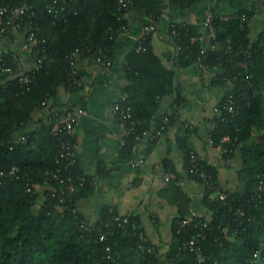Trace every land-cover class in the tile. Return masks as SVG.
<instances>
[{
  "label": "trees",
  "instance_id": "trees-1",
  "mask_svg": "<svg viewBox=\"0 0 264 264\" xmlns=\"http://www.w3.org/2000/svg\"><path fill=\"white\" fill-rule=\"evenodd\" d=\"M25 1L37 7L49 3V0H0V6H15ZM170 1L186 7L197 0ZM117 7V0H74L65 19L54 18L52 13L44 11L39 16L38 35L46 39V58L33 71L31 84L20 90L15 78L4 82L0 79V170L6 173L16 167L14 174L0 178V264H264V189L263 195L257 196L258 174L264 173V30L251 35L248 20L252 14L247 10L237 11L226 19L216 15L214 26L222 45L209 48L205 60L209 66L223 70L212 83L229 82V90L237 101V112L231 116L222 114L228 121L219 119L216 138L228 134L235 140L234 150L225 156L239 155L242 164L238 175L245 181V188L242 193L223 190L217 182V170L207 166L214 188L205 185L202 202L210 210L215 226L198 242L202 250L200 260L194 251L179 252L183 242L195 235L192 227L177 232L173 224L169 247L159 256L141 253L136 236L123 227L105 228L109 231L108 238L100 241L99 230L104 229L111 215L110 206H104L98 219L91 222L76 204L79 198L93 193L91 176L83 173L77 162L73 164L71 173L85 175L86 181L83 186L66 192L62 202L58 193L64 188L55 182L50 185L43 182L46 171L66 163L56 159L58 142L50 134L49 123L24 132L25 142L13 141L12 133L30 120L35 109L46 105L62 84L70 90L80 86L72 84L67 76L70 65L66 57L75 47L100 44L106 53V64L111 60L117 38H110L109 30L121 24L128 26L126 18H118ZM129 9H135L144 26L152 29L161 14L156 0H130ZM188 28V31L183 28L180 38L174 40L175 49L180 47L178 64L182 66L195 63L204 46L196 29L192 25ZM191 35H196L197 40L191 41ZM150 36L144 51L134 48L126 56L130 81L124 92L136 121L135 133L121 146V154L126 156L133 152L142 131L150 127L159 98L176 95L174 107L182 100L174 82V71L153 51ZM181 142L183 148H192L185 140ZM28 178L37 189L33 194L24 189ZM178 180L181 178L177 174V179L169 181L162 193L178 207L177 217L181 218L189 212L190 198ZM216 189L227 196L210 198L209 194ZM131 217L139 223L137 217ZM81 220L90 223L83 236L77 223ZM218 224L227 228V235L216 227ZM235 227L239 231L235 232ZM107 244L111 246L110 256L105 251Z\"/></svg>",
  "mask_w": 264,
  "mask_h": 264
},
{
  "label": "crops",
  "instance_id": "crops-1",
  "mask_svg": "<svg viewBox=\"0 0 264 264\" xmlns=\"http://www.w3.org/2000/svg\"><path fill=\"white\" fill-rule=\"evenodd\" d=\"M156 1L161 14L153 24L150 45L162 63L173 69L174 82L182 96L175 107L176 95L159 98L150 126L156 125L159 114L173 112L171 124L162 135L141 137L130 155L121 154L119 141L124 135L123 127L117 122L112 105L120 95L126 94L124 88L130 81L126 56L134 49L145 29L135 9L125 12L129 29L117 37L111 60L101 64L93 55L77 56L75 64L80 86L70 90L62 84L58 93L49 98L46 105L35 109L30 120L17 133L22 134L46 123L53 107H84L87 113L75 128L79 141L76 157L79 169L91 176L94 190L91 195L77 200V209L91 222L98 219L104 206L137 217L150 242L164 253L169 247L174 220L178 216V207L162 193L168 184L164 179L166 170L172 168L180 176V185L190 198L189 211L206 218H211V212L202 202L205 185L186 171L189 151L197 152L207 166L217 170V182L223 190L238 191L242 182L238 175L242 164L239 155L225 156L218 145L220 136L218 139L214 136V143L209 142L211 121L217 115L215 107L225 98L231 85L224 81L217 85L212 83L223 72L219 66L203 68L196 63L178 64L170 23L178 21L192 25L202 43L210 47L207 30L202 23L208 11L218 16H230L247 10L252 14L248 20L250 33L256 35L264 30V0H197L186 7L170 0ZM22 41L23 34L17 32L2 37L0 45L18 49ZM21 60L24 67L32 68L34 65L28 54H22ZM183 140L192 148H183ZM141 157L144 163L134 166L133 162ZM209 197H218V192L212 191Z\"/></svg>",
  "mask_w": 264,
  "mask_h": 264
},
{
  "label": "built area",
  "instance_id": "built-area-1",
  "mask_svg": "<svg viewBox=\"0 0 264 264\" xmlns=\"http://www.w3.org/2000/svg\"><path fill=\"white\" fill-rule=\"evenodd\" d=\"M74 0H49V3L45 7L34 6L32 2L25 1L22 4L15 6H0V39L5 36H10L13 33H22L23 41L18 49H11L0 45V79L6 81L8 78L13 77L16 80L18 89H27L31 84L34 70L42 63L46 58V39L45 37L38 35L39 31V16L44 11L53 14L54 18L65 19L70 11V5ZM118 3V18H125V12L128 10L130 0H117ZM217 16L212 11H208L203 18V26L207 30V34L210 40V47L203 46L200 50V55L197 57L195 63L203 68L211 67L205 63L208 49L218 48L222 45L221 41L217 39V33L214 26V19ZM220 18H229L230 16H218ZM241 20L244 21V15L241 16ZM189 24L186 22L172 21L170 23V34L173 40L179 39L184 28L188 31ZM129 27L125 24H121L118 28H111L109 30L110 38H117L119 35L124 34L128 31ZM185 31V34L188 32ZM152 32L151 26H145L143 34L137 39L135 43V50L144 51L146 49L145 42L147 36ZM196 35H191L190 40H197ZM230 41V40H228ZM179 46L176 50H179ZM247 53H249L247 51ZM22 54H28L34 63L32 68L24 67L21 56ZM80 55H93L98 62L106 64V53L104 47L100 44L95 47L86 46L75 47L66 57L70 68L67 71V76L72 84L80 85L81 81L78 76V69L75 64V59ZM127 65V63H126ZM128 68V65H127ZM225 79V77H224ZM114 116L117 122L123 127V137L119 141V145L122 146L126 143L127 138L135 133L136 121L133 119L132 106L127 102L126 94L120 95L112 105ZM217 112V118L211 121V132L209 136V142L214 143V136H217V128L219 119L228 121L222 114L229 113V116L234 115L237 112V101L234 97L233 92L229 90L226 93L225 98L221 100L215 107ZM87 110L82 106L67 105L64 108L53 107L50 110L48 123L50 127V134L54 136L58 142L57 160H64V165L58 166L55 170L46 171L44 184L50 185L51 182L58 183L64 191L58 193L59 201L65 200V193L72 192L76 187L83 186L86 177L85 175H74L70 171V167L77 162L76 152L79 148V141L75 136V128L80 124ZM222 115V116H219ZM173 112H166L159 114L157 117V123L155 126H150L142 131V137L150 136L151 138H157L163 134L168 124L171 121ZM27 135L25 133L18 134L15 130L12 133V139L14 142L23 143L26 141ZM222 152L228 153L232 151L235 145V140L228 134L220 135L219 144ZM12 147V146H11ZM144 163V158L141 157L138 161L133 162L134 166H139ZM16 167H12L8 172L0 170V178L14 174ZM188 174L198 178L204 185L214 188L210 183L211 174L207 169V165L202 161L201 157L194 150H190L188 154V161L186 166ZM165 181L169 182L173 179H177V173L172 170H166L164 173ZM258 185L257 189L259 194L263 195L264 189V173L258 174ZM1 180V179H0ZM181 183L180 180H178ZM31 178H28L25 182L24 189L28 194H33L37 191L32 185ZM54 190V189H53ZM218 192V197L225 198L226 193L221 192L219 189L215 190ZM57 193V192H56ZM255 197V196H254ZM253 198V197H252ZM74 211H76L74 209ZM110 217L104 224V229L100 228L99 240L106 241L108 236L109 226L123 227L130 233L136 236V245L139 251L143 254L161 255L158 246L150 242L145 231L142 229L137 220L129 214H122L115 212L113 207H110ZM243 211H241L242 213ZM212 218H206L203 215L189 211L181 218L177 217L174 220L175 229L177 232L182 231L187 227H192L195 230V235L187 241H184L182 247L179 249H188L197 253V258L201 259V246L198 242L200 239H204L207 234V230L212 229L215 224ZM79 226L82 228V236L87 233L90 223L88 221H77ZM216 227L227 235V228L218 224ZM239 231L238 227H235V232ZM105 251L108 256L111 253V246L107 244Z\"/></svg>",
  "mask_w": 264,
  "mask_h": 264
},
{
  "label": "water",
  "instance_id": "water-1",
  "mask_svg": "<svg viewBox=\"0 0 264 264\" xmlns=\"http://www.w3.org/2000/svg\"><path fill=\"white\" fill-rule=\"evenodd\" d=\"M244 188H245V181L242 180V182L238 188V192L242 193L244 191Z\"/></svg>",
  "mask_w": 264,
  "mask_h": 264
},
{
  "label": "rangeland",
  "instance_id": "rangeland-1",
  "mask_svg": "<svg viewBox=\"0 0 264 264\" xmlns=\"http://www.w3.org/2000/svg\"><path fill=\"white\" fill-rule=\"evenodd\" d=\"M250 142H251V140L248 141V143H250Z\"/></svg>",
  "mask_w": 264,
  "mask_h": 264
},
{
  "label": "clouds",
  "instance_id": "clouds-1",
  "mask_svg": "<svg viewBox=\"0 0 264 264\" xmlns=\"http://www.w3.org/2000/svg\"><path fill=\"white\" fill-rule=\"evenodd\" d=\"M161 253V252H160ZM162 254V253H161Z\"/></svg>",
  "mask_w": 264,
  "mask_h": 264
}]
</instances>
